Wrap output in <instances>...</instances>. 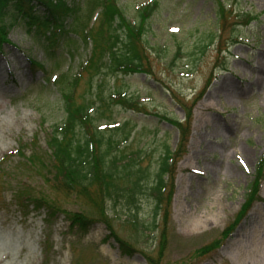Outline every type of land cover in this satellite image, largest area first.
<instances>
[{"label":"rangeland","instance_id":"1","mask_svg":"<svg viewBox=\"0 0 264 264\" xmlns=\"http://www.w3.org/2000/svg\"><path fill=\"white\" fill-rule=\"evenodd\" d=\"M66 1L78 6L84 2ZM117 1L130 22H138L142 5L158 2L144 34L148 72L104 76V98L118 90L137 101L146 114L119 105L109 106V117L95 113L98 125L128 122L133 127L126 146L142 150L141 167L149 175L141 181L144 187L135 204L146 227L135 230L123 222L128 206L120 199L119 219L112 224L117 236L133 248L125 254L114 238L106 237L102 222L83 233L69 228L63 214L46 221L44 209L28 207L21 214L15 204L24 189L21 183L40 190L33 194L46 196L61 208L88 215L96 211L74 195L47 187L41 171L25 163L30 147L24 157L16 153L19 141L30 143L36 135L40 155L48 158L45 131L62 122L65 113L59 86L47 77L59 70L68 76L75 73L90 45L69 33L71 46L58 48V62H46L34 36L18 21L0 52V264H148L147 257L152 264H264V174L259 197L234 231L223 236L264 150V0H221L235 15L256 16L243 24L234 23L241 19L232 15L223 29L217 20V0ZM212 37L213 43L202 53L201 46L210 44ZM205 86L207 92L197 99ZM159 114L181 121L190 114V127L185 154L173 163L170 199L153 230L154 201L145 187L151 185L165 147L174 151L179 138L178 129ZM108 214H113L110 205ZM45 236L50 249L42 261Z\"/></svg>","mask_w":264,"mask_h":264},{"label":"trees","instance_id":"2","mask_svg":"<svg viewBox=\"0 0 264 264\" xmlns=\"http://www.w3.org/2000/svg\"><path fill=\"white\" fill-rule=\"evenodd\" d=\"M157 5V1L144 4L138 8V22H130L124 16L117 0H84L81 6L69 4L66 0H0V50L4 44L9 43L8 32L18 21L34 36L35 42L45 55L46 62H58L56 59L58 48L64 44L71 46L69 33H74L84 45H90L87 58L79 64L75 73L68 76V73L59 70L54 80L59 86L65 117L62 122L45 131L48 158L40 155L36 135L30 144L19 141L17 153L24 157V150L30 147L31 156L24 157L25 163L37 173L41 171L39 174L43 177V183L57 194L74 195L83 200L88 208L96 211V214L88 215L82 211L61 208L55 202L48 201L46 196H35L33 192L37 193L40 190L23 183L20 184L24 187L23 192L17 195L15 204L23 215L28 207L33 210L44 209L45 221L46 218L63 214L68 221V227L77 232L84 233L96 221L102 222L109 231L107 237L114 238L125 254H131L133 248L120 239L113 229L112 223L119 219L116 205L121 203V201L118 203L120 199H124V205L128 206L124 222L135 230L146 227L138 217L135 204L136 194L144 187L141 181L149 176L148 170L141 167L142 150L134 152L126 146L133 127H130L128 122H123L112 127L100 128L96 123L98 116H95V113L98 110L100 117H109L106 114L111 113L109 106L119 105L124 109L146 114L145 108L137 101L118 90L108 94L107 99L104 98V76L148 72L146 63L149 52L144 34L147 20ZM216 5L217 20H220L221 29L225 27V20L232 15L240 18L241 21L238 23L243 24H248L256 17L249 13L234 15L231 9H226L221 0H217ZM67 17H71L72 20L65 22ZM212 41L213 38L210 39V43ZM206 47L207 45L201 46L202 53ZM29 61L34 63L32 59ZM36 65L42 66L41 63ZM58 65L56 64V67ZM52 74L53 72L50 75ZM85 79L86 87L80 93L82 81ZM205 90L206 86L199 92L197 99L201 98ZM185 109L190 112L187 107ZM157 116L173 124L178 129L179 138L175 151L171 152L165 147L154 179L149 182V185L151 184L149 187H145L154 201L151 223L153 229L157 227V218L161 216L162 206L170 199L172 185L168 182H173V163L175 159L185 154L184 147L190 127V114L186 115L184 121L160 114ZM263 167L264 151L257 164L254 179L248 187L244 203L233 221L224 229L223 236H227L233 230L258 198ZM127 182H131L130 186ZM109 205L113 212L110 215ZM130 205H134L132 210ZM46 243L47 241L43 246L44 258L50 249ZM207 248L212 246L202 250ZM147 259L148 264H152L151 258Z\"/></svg>","mask_w":264,"mask_h":264},{"label":"bare ground","instance_id":"3","mask_svg":"<svg viewBox=\"0 0 264 264\" xmlns=\"http://www.w3.org/2000/svg\"><path fill=\"white\" fill-rule=\"evenodd\" d=\"M195 221H196V219L193 220L194 223H196ZM190 225H191V224H188V227H187V230H186V231H189V226H190Z\"/></svg>","mask_w":264,"mask_h":264}]
</instances>
